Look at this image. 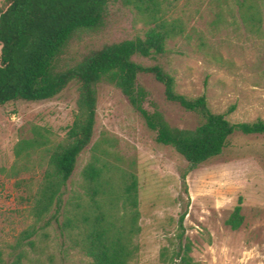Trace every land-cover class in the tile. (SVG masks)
Wrapping results in <instances>:
<instances>
[{
	"label": "rangeland",
	"instance_id": "1",
	"mask_svg": "<svg viewBox=\"0 0 264 264\" xmlns=\"http://www.w3.org/2000/svg\"><path fill=\"white\" fill-rule=\"evenodd\" d=\"M4 0H0V7ZM146 2V1H145ZM254 10L258 11L255 19ZM165 22L181 31L166 44L159 64L175 79L180 95H205L209 109L226 113L233 123L264 121V0H154L152 12L137 0L110 5L103 25L75 39L61 65L105 43L143 35ZM220 59V61H218ZM143 65L151 59L135 57ZM138 82L147 93L145 107L160 111L173 127L193 128L196 118L163 96L162 87L147 75ZM77 86L40 102L16 101L0 106V252L11 260V247L34 223L32 196L44 171L45 149L64 138L76 113ZM21 141H38L16 153ZM107 166L106 179L118 191L124 175L138 184L140 233L138 254L131 264H173L178 247L177 221L188 204L183 238L199 264H264V137L234 136L224 154L186 177L183 159L169 147L154 143L152 134L116 88L98 87L96 122L90 144L80 154L68 184L71 201H87L82 172L88 164ZM240 202L243 224L232 231L225 221ZM34 247H25L21 264H90L55 224L39 232Z\"/></svg>",
	"mask_w": 264,
	"mask_h": 264
},
{
	"label": "trees",
	"instance_id": "2",
	"mask_svg": "<svg viewBox=\"0 0 264 264\" xmlns=\"http://www.w3.org/2000/svg\"><path fill=\"white\" fill-rule=\"evenodd\" d=\"M118 1L128 4L132 0H4L0 7V106L51 100L70 84L77 86V109L71 126L60 143L45 149L44 171L32 196L34 223L17 237L11 260H5L0 252V264H21L26 259L24 248H33L36 235L52 224L61 237H67L90 259V264H131L135 260L138 246L134 239L141 229L134 174H125L116 191L105 177L106 165L88 164L82 172L87 201H71L69 205L78 211H65L68 184L78 157L93 136L98 87L102 84L116 88L127 99L156 145L171 148L183 159L180 179L184 194L187 175L221 157L232 137H264L263 120L233 123L226 115L234 106L216 114L209 109L204 94L188 98L176 92L174 77L158 61L167 53V42L181 31L165 22L133 39L91 49L71 65H61L73 41L83 33L98 30L110 5ZM137 2L143 10L152 12L154 0ZM257 15L254 10L251 18ZM135 57L151 59L154 64L143 65ZM141 75L152 77L162 87L167 102L192 113L196 125L173 127L160 111L147 110L148 93L138 82ZM37 143L21 141L16 153L28 152ZM187 207L177 221L178 247L172 253L173 264H199L191 257V243L183 238ZM243 220L239 202L225 224L235 231Z\"/></svg>",
	"mask_w": 264,
	"mask_h": 264
}]
</instances>
